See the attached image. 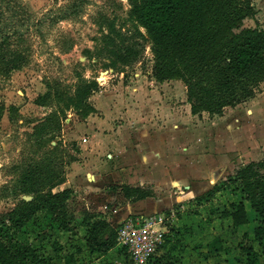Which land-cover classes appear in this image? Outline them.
Returning a JSON list of instances; mask_svg holds the SVG:
<instances>
[{"label": "trees", "instance_id": "1", "mask_svg": "<svg viewBox=\"0 0 264 264\" xmlns=\"http://www.w3.org/2000/svg\"><path fill=\"white\" fill-rule=\"evenodd\" d=\"M88 1L67 0L57 14L50 10L41 18L27 12L19 27H15L12 20L17 13L9 6L10 13L3 12L6 0H0V77L9 78L12 71L31 64L34 52L30 36L32 28L41 33L48 20L57 23L77 17ZM128 2L130 9L124 23L120 24L116 16L104 12L95 19L101 32L96 38L99 46L95 51L86 49V53L89 58L102 59L106 69L116 71L136 63L148 45L152 53V77L161 82L181 80L186 86L187 101L193 114L221 115L226 107L253 98L257 87L264 83V29L243 27L246 18L256 16L253 0ZM75 76L74 84L47 81V91L36 98L37 104L52 110L26 133L29 147L21 150L20 164L12 165L15 172L21 173L17 197L33 196L31 200L19 198L14 208L0 214V264H57L58 254L66 264H79L82 259H86L84 264H90L113 249L124 262L122 264H135L127 247L118 243L120 224L113 225L90 210L80 213L71 210L72 190L69 188L53 191L65 181V171L60 164L62 141L52 142L59 137L68 112L86 117L95 111L90 97L103 88L97 77H86L81 72H76ZM263 168L264 161L245 163L226 180L197 196L195 202H210L217 193L232 188V184L239 185L241 196L236 190L233 192L235 200L220 204L215 211L220 219L231 217L234 228L248 225L253 220L255 226L248 231L264 253ZM122 192L131 201L152 195L149 189L128 184L122 186ZM29 224L45 232L40 234L42 237L54 235L51 254H42L39 247L20 240ZM81 229L85 232L82 235L84 245L73 246V250L66 248L55 235L67 234L70 242L72 238L80 237ZM44 239L40 238L41 241ZM241 251L245 264H264V258L253 245H241ZM146 264H177V260L170 256H155Z\"/></svg>", "mask_w": 264, "mask_h": 264}, {"label": "rangeland", "instance_id": "2", "mask_svg": "<svg viewBox=\"0 0 264 264\" xmlns=\"http://www.w3.org/2000/svg\"><path fill=\"white\" fill-rule=\"evenodd\" d=\"M65 4L67 0H6L2 7L3 12L10 13L7 8L9 6L17 13L12 24L19 27L18 24L27 12L41 18L50 10L57 14ZM253 5L256 16L254 19L246 18L243 27L259 26L264 29V0H253ZM129 9L128 0H89L84 11L77 17L57 23L48 20L41 33L32 28L30 36L34 52L31 64L12 71L9 78L0 77V214L10 211L18 199L23 198L24 195L17 197L21 173L15 172L12 165L20 164L23 159L21 150L29 147L26 133L31 132L34 123L52 110L37 104L36 98L47 91V81L61 80L65 84H74L77 81L76 72H81L86 77H97L102 81L103 88L95 92L92 99L100 108H95L94 111L98 113L99 121L91 122V127H88L85 125L88 122L87 116L68 112L59 137L52 142L55 144L62 141L59 147L60 164L65 171V181L54 187L53 191L67 188L72 190L69 199L71 210L79 213L83 210L93 211L115 225L127 216L132 202L125 197L122 186L126 184L125 175L129 171L122 168L131 167V164L140 160H134L133 155L123 158V154L116 151L122 141L120 132L125 125L129 133H132L133 127L139 128L146 135L148 130L152 134L159 131L170 134L171 140L167 144H171L175 150L179 163L172 168L152 169L154 164H151V160L146 162L150 172L154 171L155 178L163 179L164 183H158L157 197L164 198L165 203H169L174 196H182L184 187L176 184L177 180L201 181L209 178L213 171H217L218 175L222 169L221 182L245 163L264 161V83L257 87L253 98L236 106L226 107L221 115L203 113L194 116L188 111L186 86L181 80L161 82L152 77L153 61L148 45L136 63L116 71L106 69L102 59L89 58L86 49L95 51L99 46L96 38L101 32L95 24L99 13L116 16L122 24L128 17ZM133 107L136 108L135 113L142 115V120L138 123L132 121L131 116L127 120L121 118L123 114H130L129 109L132 110ZM102 122L106 124L103 125ZM123 136V144L133 151L130 141L135 142L137 139L129 134ZM139 140H142L140 136ZM161 140L158 137L153 145L163 151ZM119 163L125 164L122 167ZM101 176H104L102 182ZM152 185L145 188L150 190ZM232 185L214 204L220 205L233 200V192L236 190L237 195L241 196L239 185ZM188 202L189 198L186 197L182 203ZM246 205L250 210V203L247 202ZM250 216L253 219L252 212ZM36 226L39 227L38 224ZM253 226L255 222L251 220L241 228L247 231ZM38 231L39 228L29 224L20 235V240L39 247L42 254H51L50 246L54 235L42 237L40 234L45 232ZM84 233L81 229L80 237L68 242L67 234L58 235L54 232L69 250H73V246L84 245ZM40 238L45 239L41 241ZM237 238H241L244 243H251V240L242 238V233ZM253 245L260 252L261 258H264L261 247L257 243ZM239 254L240 257H245L241 250ZM62 255L65 256V253L62 252ZM56 257L57 264H66L60 254ZM111 257L110 261L104 260L105 264H114V256ZM85 261L86 259H82L79 264H84ZM102 263V260L96 259L90 264ZM121 263L124 262L121 260Z\"/></svg>", "mask_w": 264, "mask_h": 264}, {"label": "crops", "instance_id": "3", "mask_svg": "<svg viewBox=\"0 0 264 264\" xmlns=\"http://www.w3.org/2000/svg\"><path fill=\"white\" fill-rule=\"evenodd\" d=\"M94 96L95 95L93 94L90 97V101L91 103H93L96 110H99L100 108L97 106V104H95V102H92ZM187 104L189 105L188 111L191 115H200L193 114L191 111L190 103L187 102ZM129 110L131 111V113L123 114V116H121L122 119L124 118L127 120L128 117L131 116L132 121H134L135 123H138L142 120V115H140L139 113H135V107H133L132 110L131 108ZM203 113L207 112H202L201 114ZM97 114L98 113L96 112H92L89 116H87L86 120L88 122H86L85 125L91 127V122L99 121L97 120ZM36 123L37 122H35L34 125ZM131 123L132 122H130L129 125H131ZM101 124L104 125L106 123L102 122ZM125 127H127V125H125L123 127V130L120 132L122 141L121 144L116 147V151L121 152L123 154V158L127 155H133L134 160H140L135 164H131V167L122 168L124 171H129L127 172V175H125L127 179L125 183L130 186H139L142 188H145V186L147 187L148 185H152L153 183L154 186L152 185L150 188V190L152 189V195L149 197L137 201H131L127 198L132 203H130V208H128L127 210V216H124L123 220L121 221H124L127 217L130 216H164V221L161 224H155L156 228L162 229L164 231V240L159 244L157 255L164 256V258H167L168 256L174 257L177 260V264H245V257H240L239 250H241V245H253L256 243L252 240V233H250L248 230L246 231L244 228H241V226L238 228H234L233 220L231 217L220 219L217 212L215 211V208L220 205H216L214 204V202L218 198H221L220 196L222 194H225V192H227V190L229 189L217 193L210 202L200 204L195 202V198L197 196L203 194L215 184L219 183L221 179L220 177L222 175V169H220L221 171L218 173V175H216L217 171H213L212 175L209 176V178L201 181H191L188 179L177 180V182H179V184L184 187L182 196H174V198H171V201L169 203H165L164 198L160 199L157 197V186L158 183H164L163 179L155 178L154 171L153 173L150 172L149 165H147L146 162H150L151 160V164H154V166H152V169L154 167L161 169H166L169 167L172 168L174 164L177 165V163H179V158H177L178 155L175 156V150L171 147V144H167V142L171 140L170 134L167 135L165 131L154 132L152 134L151 131L148 130V133L146 135L139 128H136V130L133 127L131 128L132 133H129ZM137 131L139 132V134ZM123 134L125 136H128L129 134V136H131L132 138L135 137L137 139L136 141L138 143H135L136 141H130L132 143V147H134L133 151L131 150V148L127 149V147H125V145L123 144ZM110 135L111 134H107V136ZM139 136L142 138V140L138 141ZM158 137L159 139L162 138L161 142L164 145L163 151L159 148L156 149L153 145ZM117 142H119V139H117ZM91 150L93 151V148ZM101 151L103 152L104 150ZM89 153L91 154L92 152ZM119 164L123 167L125 163ZM102 165H100L101 168ZM237 168L239 169L240 167ZM141 171L144 172L141 173ZM131 172L133 174H131ZM113 173L116 174V172ZM118 173L119 175L121 174L120 171ZM103 179L104 176H101V182L103 181ZM164 179L166 180L165 177ZM153 192L155 193V195H153ZM186 197L189 198V202L187 204H183L182 202ZM233 200H235V198ZM177 207L179 208V210ZM187 209L190 211L188 212ZM212 210H214V212H212ZM121 221H119L117 225L121 224ZM245 231L248 232L247 236H245ZM239 233H242V238L251 240V243H244L241 238L236 239V236ZM111 255L114 256L112 263L122 264L121 258L118 255L116 249L111 250L107 255L102 256L97 260H102V264H105L104 260L107 259L108 261H110L112 259Z\"/></svg>", "mask_w": 264, "mask_h": 264}, {"label": "built area", "instance_id": "4", "mask_svg": "<svg viewBox=\"0 0 264 264\" xmlns=\"http://www.w3.org/2000/svg\"><path fill=\"white\" fill-rule=\"evenodd\" d=\"M164 216L128 217L118 228V243L126 246L135 264H146L157 255L159 244L164 240V231L156 228Z\"/></svg>", "mask_w": 264, "mask_h": 264}, {"label": "water", "instance_id": "5", "mask_svg": "<svg viewBox=\"0 0 264 264\" xmlns=\"http://www.w3.org/2000/svg\"><path fill=\"white\" fill-rule=\"evenodd\" d=\"M23 198H24L25 200H31V199H32V197L29 196V195H24Z\"/></svg>", "mask_w": 264, "mask_h": 264}, {"label": "bare ground", "instance_id": "6", "mask_svg": "<svg viewBox=\"0 0 264 264\" xmlns=\"http://www.w3.org/2000/svg\"><path fill=\"white\" fill-rule=\"evenodd\" d=\"M186 182V181H185ZM176 184H179V182H176Z\"/></svg>", "mask_w": 264, "mask_h": 264}]
</instances>
